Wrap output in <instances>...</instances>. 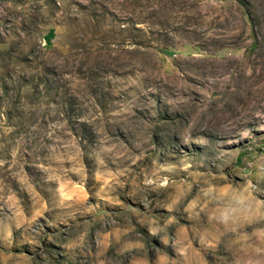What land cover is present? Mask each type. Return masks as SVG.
<instances>
[{"label":"rangeland","instance_id":"374dc122","mask_svg":"<svg viewBox=\"0 0 264 264\" xmlns=\"http://www.w3.org/2000/svg\"><path fill=\"white\" fill-rule=\"evenodd\" d=\"M0 264H264V0H0Z\"/></svg>","mask_w":264,"mask_h":264}]
</instances>
